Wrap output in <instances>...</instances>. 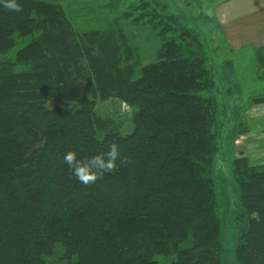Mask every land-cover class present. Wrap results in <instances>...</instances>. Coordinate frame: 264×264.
<instances>
[{
	"label": "trees",
	"instance_id": "obj_1",
	"mask_svg": "<svg viewBox=\"0 0 264 264\" xmlns=\"http://www.w3.org/2000/svg\"><path fill=\"white\" fill-rule=\"evenodd\" d=\"M120 1L77 10L105 21L86 29L58 0H18L20 13L0 6V264H49L56 245L69 264L220 262L218 90L204 44L166 0H136L108 19ZM135 12L161 41L143 64L119 24ZM253 58L264 67V45ZM110 98L130 109V133L96 112V101ZM259 103L264 90L250 99ZM246 131L240 123L236 135ZM112 143L130 163L118 160L91 186L63 160ZM232 173L246 223L235 261L264 264V162L233 158Z\"/></svg>",
	"mask_w": 264,
	"mask_h": 264
},
{
	"label": "rangeland",
	"instance_id": "obj_2",
	"mask_svg": "<svg viewBox=\"0 0 264 264\" xmlns=\"http://www.w3.org/2000/svg\"><path fill=\"white\" fill-rule=\"evenodd\" d=\"M135 1L121 0L118 8L108 15V19L128 10V5ZM58 2L64 7L67 15L72 17V23L77 28H92L97 24L105 23L96 18L95 12L77 14L75 12L81 9L96 10L106 5L108 0H58ZM166 2L171 13L182 17L183 22L199 34L218 90L215 92L218 106L215 128L218 134V150L214 157L213 180L218 201L220 241L223 246L219 264H237L234 258L237 235L240 230L246 228V223L238 218L242 210L232 173V159L247 157L251 165L262 163V161L256 162L253 158L257 157V153L251 154L250 159L244 146H249L255 149L254 152H258L264 145V135L260 134L264 130V105L250 104L251 97L264 90V67L259 68L255 65L254 42L245 43L238 49L228 46L222 36L221 27L213 16V0H166ZM137 15L139 12L121 18L119 24L133 46L138 48L140 62L143 64L154 60L161 41L157 30L152 29L149 24H142L141 20H132ZM252 22L249 18L242 19V22L236 25V29L240 30L243 28L242 25ZM55 105L75 108L76 103H47L48 107ZM95 110L98 114L109 117L122 134L131 132L130 109L118 99L97 100ZM254 116L256 122L248 124L247 117L254 118ZM240 123L246 126L247 131L236 135ZM247 132L253 135L248 136L246 141V137L242 138V136ZM234 135L236 136L231 146ZM44 258L49 264H69L60 245L55 246L52 256Z\"/></svg>",
	"mask_w": 264,
	"mask_h": 264
},
{
	"label": "crops",
	"instance_id": "obj_3",
	"mask_svg": "<svg viewBox=\"0 0 264 264\" xmlns=\"http://www.w3.org/2000/svg\"><path fill=\"white\" fill-rule=\"evenodd\" d=\"M214 14L213 16L221 27L222 36L228 46L238 49L245 43L254 42V49H256L264 45V30H261V28H264V0H228L217 4L214 7ZM245 18L252 19L253 22L247 25L244 24L242 29L237 30L236 25ZM255 105L262 106L264 103ZM246 122L248 124L255 123V116L254 118L247 117ZM260 134L264 135V130ZM252 135L251 132H247L242 138L246 137L247 141L248 136ZM244 148L250 159L251 154L257 153V157H253L256 162H264V158H262L264 157V145L259 148L258 152H254L255 149L253 150L249 146H244Z\"/></svg>",
	"mask_w": 264,
	"mask_h": 264
},
{
	"label": "clouds",
	"instance_id": "obj_4",
	"mask_svg": "<svg viewBox=\"0 0 264 264\" xmlns=\"http://www.w3.org/2000/svg\"><path fill=\"white\" fill-rule=\"evenodd\" d=\"M0 6L8 11L20 13L22 5L18 0H0ZM64 162L68 165L71 174L83 185L91 186L98 180L104 178L106 173H115L119 165H127L130 160L122 157L119 145L112 143L108 151L96 154L90 158H78L75 151H68L63 157ZM119 160V165L117 161Z\"/></svg>",
	"mask_w": 264,
	"mask_h": 264
}]
</instances>
